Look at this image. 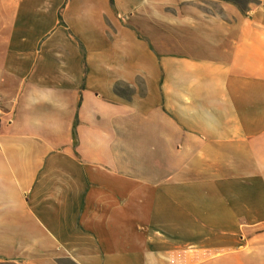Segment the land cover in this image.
I'll return each instance as SVG.
<instances>
[{
	"label": "crops",
	"instance_id": "obj_1",
	"mask_svg": "<svg viewBox=\"0 0 264 264\" xmlns=\"http://www.w3.org/2000/svg\"><path fill=\"white\" fill-rule=\"evenodd\" d=\"M0 98V264H234L264 221L263 8L0 0Z\"/></svg>",
	"mask_w": 264,
	"mask_h": 264
},
{
	"label": "rangeland",
	"instance_id": "obj_2",
	"mask_svg": "<svg viewBox=\"0 0 264 264\" xmlns=\"http://www.w3.org/2000/svg\"><path fill=\"white\" fill-rule=\"evenodd\" d=\"M223 1L233 3L243 12L264 9V4L258 0ZM235 252L234 264H264V221L240 219L236 229Z\"/></svg>",
	"mask_w": 264,
	"mask_h": 264
},
{
	"label": "built area",
	"instance_id": "obj_3",
	"mask_svg": "<svg viewBox=\"0 0 264 264\" xmlns=\"http://www.w3.org/2000/svg\"><path fill=\"white\" fill-rule=\"evenodd\" d=\"M1 109H2V100L0 98V127H1Z\"/></svg>",
	"mask_w": 264,
	"mask_h": 264
}]
</instances>
